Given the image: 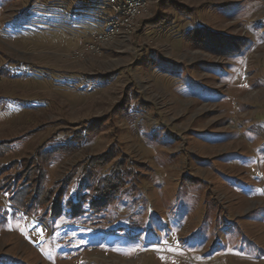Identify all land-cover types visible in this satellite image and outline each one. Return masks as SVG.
<instances>
[{
  "label": "rangeland",
  "instance_id": "rangeland-1",
  "mask_svg": "<svg viewBox=\"0 0 264 264\" xmlns=\"http://www.w3.org/2000/svg\"><path fill=\"white\" fill-rule=\"evenodd\" d=\"M104 1L0 0V264H264V0H146L77 56Z\"/></svg>",
  "mask_w": 264,
  "mask_h": 264
},
{
  "label": "built area",
  "instance_id": "built-area-1",
  "mask_svg": "<svg viewBox=\"0 0 264 264\" xmlns=\"http://www.w3.org/2000/svg\"><path fill=\"white\" fill-rule=\"evenodd\" d=\"M146 0H105L99 7L104 11L99 30L82 36L77 56L100 53L105 44L115 38L132 34L138 18L147 12Z\"/></svg>",
  "mask_w": 264,
  "mask_h": 264
},
{
  "label": "trees",
  "instance_id": "trees-1",
  "mask_svg": "<svg viewBox=\"0 0 264 264\" xmlns=\"http://www.w3.org/2000/svg\"><path fill=\"white\" fill-rule=\"evenodd\" d=\"M155 18L154 19H152V21H150V23H152L151 25L149 24V27H157V25L155 24ZM146 26V25H145ZM198 29H200V28H202L201 26L200 27H197ZM104 77H106V76H104ZM129 101V100H128ZM127 106H128V102H127V104H126V107L125 106H123V111L124 110H126V108H127ZM125 107V108H124ZM59 148H61V147H58V148H56L55 150H53V151H48V152H45L46 154L47 153H52V152H54V153H56V151H57V149H59ZM23 162H24V160H22ZM22 163V162H21ZM17 164H18V162H17ZM23 165V164H22ZM6 166V165H5ZM36 166V165H35ZM12 167L13 166H8L7 165V168L9 169V170H11L12 169ZM38 167V166H37ZM3 169V167H1V169L0 170H2ZM4 171H5V168L3 169ZM17 172H14V174L13 175H10L11 177L9 178V180H7L6 182H8L7 184L4 182L3 184H5V186L4 185H2V186H4V188H6V189H8L9 191L11 190V195H10V198H11V201H13L14 200V197L15 196H17L16 198H18V199H23V201H25V204H28V208H34L35 206L36 207H41V205L43 204L41 201H39V202H37V200L39 199V196H38V194H39V190L38 189H36L35 187L34 188H32L31 186H29V190H31V193H30V191L29 192H27L25 189H23V182L24 181H22V182H18V180H17V178H18V173L16 174ZM43 173V170H38L37 171V173L35 174V175H37V177H39V180H38V182H39V187L42 185V180H43V177H44V175L42 174ZM115 178V179H114ZM114 178H113V175H107V176H105L104 177V180L105 181H103L102 182V185L101 186H99V187H97V189L99 188V194L98 195H96V197H98V198H102L101 200H100V202L98 203V204H101L102 203V205L101 206H96L94 203H92V209L96 212V211H100L103 207H106V205H109L113 200H114V198H115V195L119 192V190H120V185H122L123 184V182H122V180L120 179V177H115V175H114ZM26 179V178H25ZM24 179V180H25ZM118 179V180H117ZM115 180H117V181H115ZM30 182V180L27 182V183H29ZM104 182H106L105 184H103ZM3 188V189H4ZM32 188V189H31ZM59 189H60V192H58V195H57V197L52 201L54 204H56L55 205V207H58L59 209H60V206H61V200H62V196H63V187L61 186V187H59ZM33 192V193H32ZM49 192H50V189H49ZM30 194V195H29ZM24 195H26V196H29V198L28 197H25ZM25 197V198H24ZM26 199V200H25ZM48 201H51V200H49V198H46ZM19 203V202H18ZM21 206H24V207H26V205L25 204H21V203H19ZM58 211V210H57ZM77 211V210H76ZM75 212V211H74Z\"/></svg>",
  "mask_w": 264,
  "mask_h": 264
},
{
  "label": "crops",
  "instance_id": "crops-1",
  "mask_svg": "<svg viewBox=\"0 0 264 264\" xmlns=\"http://www.w3.org/2000/svg\"><path fill=\"white\" fill-rule=\"evenodd\" d=\"M101 25H102V22L100 23V27H101Z\"/></svg>",
  "mask_w": 264,
  "mask_h": 264
}]
</instances>
